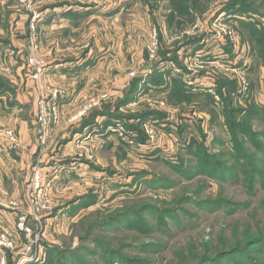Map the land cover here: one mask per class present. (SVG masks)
Segmentation results:
<instances>
[{
    "label": "rangeland",
    "instance_id": "1",
    "mask_svg": "<svg viewBox=\"0 0 264 264\" xmlns=\"http://www.w3.org/2000/svg\"><path fill=\"white\" fill-rule=\"evenodd\" d=\"M47 1L0 6V31L12 33L18 49V56L7 52L13 61L0 57V84L6 80L19 93L31 125L28 146L20 128L10 126L17 120L0 117V264H264V243L247 245L248 237L264 240V115L257 114L264 107V34L251 41L242 26L264 31V0H108L105 10L126 8L120 20L103 19L104 39L113 37L117 45V37L125 38V49L111 58L106 85L82 91L86 99L74 109L61 104L59 120L43 131L37 118L41 98L55 88L69 95L59 84H43L45 55L53 50L42 46L37 20ZM162 54L188 74L191 97L175 93L176 77L155 74ZM33 56L39 64L31 63ZM214 72L215 95L205 86ZM155 75L163 94L140 90L124 105L136 79ZM197 80L203 84L196 88L206 92L192 87ZM96 110L120 116L101 131L115 141L89 137L87 144L75 136ZM143 113L154 114L134 119ZM139 123L149 148H135L114 132L121 125L129 133ZM236 127L252 135L240 148L232 134ZM205 149L212 159H205ZM240 153L249 166L233 158ZM63 158L88 170L106 168L109 179L99 174L93 176L102 178L99 185L77 179L56 185Z\"/></svg>",
    "mask_w": 264,
    "mask_h": 264
},
{
    "label": "crops",
    "instance_id": "2",
    "mask_svg": "<svg viewBox=\"0 0 264 264\" xmlns=\"http://www.w3.org/2000/svg\"><path fill=\"white\" fill-rule=\"evenodd\" d=\"M107 1L108 0H99V2H97L98 5H94L93 3H89L85 0H48L45 5L42 6V11H40V13L38 14L39 17L37 20V24L39 35L42 41L41 44L43 47L47 46L52 48L53 50L52 55L49 53L45 55L48 58H45L44 61L45 67L43 84L48 87L54 86L52 84H59V87L66 88L67 91L69 89V95L63 101L64 110L66 111L74 109L76 107V104L78 106L81 102L84 103L86 97L81 95V93L82 91L86 92L89 89V86H92L93 84L106 85L105 83H103V81L105 78H107V70L112 66L111 64L109 65L111 58H119L120 48H123V50L125 49V38H123V40H120L119 37H117V45H115V40L113 37L109 39V42L107 41V39L105 41L104 35L106 36L108 31L107 28L104 27V20L114 19V16L117 17L116 20H120L124 13L126 5L117 9L116 7H113L111 11H108L104 9L107 8L105 4V2ZM17 3V0H0V6L6 4V6L11 9L15 8L17 6ZM140 8H144V6L141 4ZM113 29L114 27H111L110 34H112ZM0 32V57H2V60L5 61H13V56L9 57L7 55V52L9 51V49H11L15 50L18 56L17 46H15L11 38L12 33H8L6 28L5 31ZM27 32L28 28H26L25 34L21 33L20 36V40L22 41L23 46L24 44L28 45L26 40ZM44 49L45 48H43V50ZM16 59H18V57H16L15 60ZM161 64H163L164 67H161ZM154 69L156 71L155 74H165V76L169 75L172 77H176L177 79L182 78L185 85H190L189 81L184 79L185 76L188 77V74L184 75L182 73V69L177 67V65H174L171 61H157ZM181 74H183V76L179 77ZM210 76L212 82L207 83L205 86L208 85L209 92L215 95L216 82H218L219 79L215 75V72ZM16 77L18 79H22V74L18 72L16 74ZM151 77L152 76H147L146 79L149 80L151 79ZM202 84L203 81L197 80L192 83V87H200L202 86ZM9 86L10 85H8L6 80L1 82L0 84V117L3 119L15 118L17 121H14L13 124L16 125L10 126L20 128V136L22 138V141L29 146L30 144L29 142H27V136L31 125L26 118V115H28V113L26 112L28 111L26 110L24 100L19 98V93L14 94L13 92H11L12 89ZM162 87L163 85L158 86L151 82H147L146 87H142L140 92L141 94H163ZM198 90L206 92L205 89ZM72 96L73 98H71ZM11 97H13V99ZM8 99L9 101H11L9 104L6 103ZM32 116L34 115L32 114ZM167 120L169 121V119ZM94 121L95 124L92 126H85L82 128V124L80 128L75 131L77 132L75 136L77 135L78 137H80L82 135L85 142L90 141L87 140L89 137L92 139V141L95 140V142H102V139L106 137H108L107 139L109 141L116 140L113 138V136H107L105 135L107 133L104 134L100 131V128H102L104 126L103 124L107 121L106 116L97 117ZM162 122L164 121L155 123ZM176 122L177 120L175 121V123ZM127 138L128 140L131 139L130 142L134 145L135 148L137 144L142 148L150 147L147 141L145 143L138 142L139 134L133 129H131V131L127 134ZM76 140V138H72L73 143H75ZM65 144L66 142L61 144L60 151L64 147H66L64 146ZM87 144H89V142ZM127 145L128 147H130L129 144ZM4 150L7 151L5 148ZM59 162H61L60 166L62 167L63 172L59 177L56 176L55 180H58L57 182H55L56 185L57 183L59 184L64 181L66 183L75 179H77V182L75 183H78L80 181L82 183H90L91 186L93 184L99 185V183H101L99 180L102 178L98 179L96 177H93L96 175L99 176V174L103 175L102 180H104V182L109 179L106 176L109 173L106 168L90 167V170H88L85 167H81L84 166V164L75 162V159H71L69 161L68 159L63 158ZM75 164L79 165L80 169H78V167L72 166ZM86 167L88 166L86 165ZM60 185L63 186L62 184ZM95 195L96 194L90 196Z\"/></svg>",
    "mask_w": 264,
    "mask_h": 264
},
{
    "label": "trees",
    "instance_id": "3",
    "mask_svg": "<svg viewBox=\"0 0 264 264\" xmlns=\"http://www.w3.org/2000/svg\"><path fill=\"white\" fill-rule=\"evenodd\" d=\"M182 14L185 15V16H188V14H184V13H182ZM242 26L245 27V29L249 30L250 35H251V37L249 36V39L251 41H254V39H256V37H255L256 35H259L260 33L264 34V31H260V30L256 29V27L253 26V25H251V24L250 25H247V24L244 25V24H242ZM250 26L251 27H254L255 29L254 30H251V27ZM252 36H253V38H252ZM249 39H245L244 41L246 43H248V42L251 43V41ZM260 54H263L264 55V50L261 51ZM165 60H167V59L164 58L163 57V54H162V61H165ZM171 60H173V59H171ZM158 75H160V74H158ZM179 80L180 79L174 80V84H175V87H176L175 93L183 94L187 98L191 97L192 91L189 93L188 92V86L185 85L182 81H181L182 82L181 83ZM147 82H151V83H153L155 85H158V86L162 85V82H161L160 77H156V75L155 76H152L151 79H149V80L144 79L143 77L142 78H139V79H136V81L134 82L135 84L127 92L125 98L123 99L124 100L123 101L124 105L127 104V103L132 102L135 99V95H137V93L141 90L142 87H144V86L147 85ZM219 86H221V83H219L218 87ZM220 91H221V89L219 90V93H218V91H217V93L221 97L222 94H220L221 93ZM173 93H174V91H173ZM204 94H205V96H208L209 95L207 93H204ZM194 95H196V94H193V96ZM198 96H204V95H198ZM259 111L260 112L257 113V114L262 113L264 115V107L263 108H260ZM150 114H154V113H143V114H141L139 116L134 117V119H139L140 122H143V121L148 120L151 116H153V115L150 116ZM158 115H159V117H163V115H160V114H158ZM105 116L108 118V120L103 124L104 126L102 128H100V131H102V132H103V130L106 131L108 129V127L113 126V124H114L113 123L114 122L113 120H117L120 117L118 114H112V112H110L108 110H106V111L96 110L95 113H94V115H93V118H90L89 120H86L83 123L82 128L85 127V126L88 127V126L94 125L95 124V121H94L95 118H97V117H105ZM261 118H263V117H261ZM140 124L141 123H139L137 126L131 125V126H129V128L135 130L136 132H138V134H139L138 142L145 143L147 141V136L142 131H140V126H139ZM235 129H236V132H234V130L231 128V130H233L232 131V134H234V137L236 139V147H239L240 148V144H239L240 141H244L245 143H247L251 139L252 135L248 134V131H246L244 129H241V128L238 129V127H236ZM241 138H242V140H241ZM194 142L195 141H193V143ZM194 144H196V143H194ZM186 152H187V154L190 153L189 147L186 148ZM202 154H204L206 156L205 159H208V160L209 159H212V157H213L212 155H210L211 153L208 151V149H205ZM233 158L234 159L241 158L242 163L239 164V165H241L240 167H243L242 166L243 164H245V166H249L250 165L249 158L247 157L246 154L244 155V154L240 153L238 155H233ZM174 165H176V164H174ZM254 172L255 173H258L255 170H254ZM247 175H249V173H245L244 176H243V178L246 177ZM249 180L250 179H248V181ZM248 181L246 180V182H248ZM252 182H253V180H250V183H252ZM250 183H248V184H250ZM261 185L264 187V181H261ZM210 212H213V211H210ZM261 237H263V235H259V237H256V238H261ZM259 240H261V239H255V238H252V237H248V240H247L248 244L247 245L248 246H251V245L263 244L264 243V240H261V241H259ZM250 242H252V243L250 244ZM246 247L245 246H244V248H237L236 247V249H234V251L237 252V253H239V252H242V250H244ZM209 261H211V259H209V258H206L205 259V262H209Z\"/></svg>",
    "mask_w": 264,
    "mask_h": 264
},
{
    "label": "built area",
    "instance_id": "4",
    "mask_svg": "<svg viewBox=\"0 0 264 264\" xmlns=\"http://www.w3.org/2000/svg\"><path fill=\"white\" fill-rule=\"evenodd\" d=\"M31 63L33 65L39 64L34 56L31 59ZM34 75L36 79L39 78V72H36ZM241 83L247 85L245 79H242ZM67 96L66 90L62 88H55L49 95L43 96L41 98L39 102L40 104L38 107L37 118L42 126L43 131L48 130L51 125H54L59 120L60 108L62 107L63 101ZM114 132H116L123 140L126 139L128 134L125 128L121 125H117V128L114 130ZM150 132L153 133L152 130Z\"/></svg>",
    "mask_w": 264,
    "mask_h": 264
}]
</instances>
